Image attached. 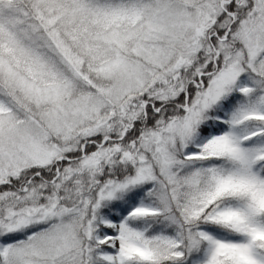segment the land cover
Wrapping results in <instances>:
<instances>
[{"label":"snow or ice","instance_id":"6c2138e0","mask_svg":"<svg viewBox=\"0 0 264 264\" xmlns=\"http://www.w3.org/2000/svg\"><path fill=\"white\" fill-rule=\"evenodd\" d=\"M0 264H264V0H0Z\"/></svg>","mask_w":264,"mask_h":264}]
</instances>
